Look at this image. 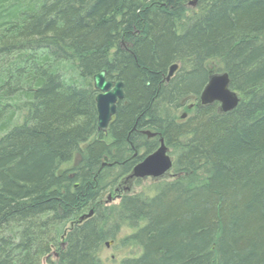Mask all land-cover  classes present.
<instances>
[{
    "label": "trees",
    "instance_id": "obj_1",
    "mask_svg": "<svg viewBox=\"0 0 264 264\" xmlns=\"http://www.w3.org/2000/svg\"><path fill=\"white\" fill-rule=\"evenodd\" d=\"M189 2L0 0V264H264V0ZM222 72L228 112L200 104ZM160 137L170 173L108 203Z\"/></svg>",
    "mask_w": 264,
    "mask_h": 264
},
{
    "label": "water",
    "instance_id": "obj_2",
    "mask_svg": "<svg viewBox=\"0 0 264 264\" xmlns=\"http://www.w3.org/2000/svg\"><path fill=\"white\" fill-rule=\"evenodd\" d=\"M196 1L197 0L191 2V5L195 4ZM177 69V64L169 66L165 80H169ZM93 86L98 92L95 97L97 129L103 133L106 131L111 122L110 120L116 112V103L123 98L122 82L108 79L106 77V70L102 69L93 76ZM200 95V104L206 105L212 104V102H218L223 112L234 110L238 103V95L229 88V77L227 72L212 75ZM185 116L186 113H183L181 118ZM142 133L146 135L147 138L156 135L148 130L142 131ZM106 159L107 157H105V162L102 167L107 164ZM172 162L173 159L168 152V148L160 137L158 147L133 167L132 171L125 177V181L138 180V178L145 179L150 177L157 179L163 177L170 172L173 165ZM74 186L77 187L78 184L75 183ZM92 213L91 210L87 214L82 215L79 221L91 216ZM110 243L112 242H107L106 246H109Z\"/></svg>",
    "mask_w": 264,
    "mask_h": 264
},
{
    "label": "rangeland",
    "instance_id": "obj_3",
    "mask_svg": "<svg viewBox=\"0 0 264 264\" xmlns=\"http://www.w3.org/2000/svg\"><path fill=\"white\" fill-rule=\"evenodd\" d=\"M189 6H194L195 4L191 5V2L195 1V0H189ZM185 110V109H184ZM184 113V112H183ZM109 163L105 164L108 166ZM125 181V178H123L119 184H117V186L119 185H123V187H129V191L132 190V192H139L141 189L145 188L147 185H149L150 183L154 182L153 178H145L142 179L141 182L139 183V185H137L135 183V180H132L131 183L128 184H123ZM126 182V181H125ZM116 194H118V192L115 191V189L112 191V193L108 194V198H107V202L111 203V204H115L117 202V200H115L114 196H116ZM114 199V200H113ZM113 200V201H112ZM125 231H122L119 233L118 237L113 241H111L112 243L109 244V246H105L101 252L103 258L107 259V260H114V263L119 261L120 258L124 255L127 254H131L132 252H136L137 249L135 250L131 245L128 246H122L121 242H119V237H122L125 235Z\"/></svg>",
    "mask_w": 264,
    "mask_h": 264
},
{
    "label": "flooded vegetation",
    "instance_id": "obj_4",
    "mask_svg": "<svg viewBox=\"0 0 264 264\" xmlns=\"http://www.w3.org/2000/svg\"><path fill=\"white\" fill-rule=\"evenodd\" d=\"M131 181L132 180H127V182H125L124 181V183L123 184H128V183H131ZM123 188H122V186L121 185H119V186H117V188L115 189V191L116 192H118V194L116 195V198L119 196V195H121L122 193H123V190H122ZM125 190H129V187L127 186V187H125Z\"/></svg>",
    "mask_w": 264,
    "mask_h": 264
}]
</instances>
